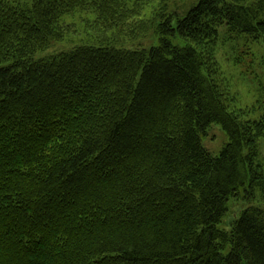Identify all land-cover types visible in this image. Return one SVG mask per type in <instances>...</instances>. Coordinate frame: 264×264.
<instances>
[{
    "label": "trees",
    "instance_id": "obj_1",
    "mask_svg": "<svg viewBox=\"0 0 264 264\" xmlns=\"http://www.w3.org/2000/svg\"><path fill=\"white\" fill-rule=\"evenodd\" d=\"M154 1L0 0V264H264V89L252 117L217 61L238 38L264 52V0L142 19ZM76 13L96 45L35 60Z\"/></svg>",
    "mask_w": 264,
    "mask_h": 264
},
{
    "label": "rangeland",
    "instance_id": "obj_2",
    "mask_svg": "<svg viewBox=\"0 0 264 264\" xmlns=\"http://www.w3.org/2000/svg\"><path fill=\"white\" fill-rule=\"evenodd\" d=\"M198 0H168L167 2L154 1L148 5L142 13V19H154L161 22L160 13L166 15L172 14L174 17L182 18L188 11L196 5ZM93 20L90 14L76 13L75 16H66L63 18L65 23H73L77 28V35L69 36L62 42L54 43L50 49L39 52L34 56L35 60L45 59L51 54L63 51H69L79 45H96L91 36L84 32V20ZM175 20V18H173ZM225 37V35H221ZM174 44H180L172 39ZM225 41L220 44L217 53V61L220 65L222 77L225 80V86L230 95L237 97V103L242 109L254 108L252 117L258 118L263 114V110L259 106V92L264 89V52L254 42L243 41L238 38L231 43ZM157 45V38L151 30L144 38H140L134 42H124L120 48L127 50L144 49L149 50ZM261 102H264L263 93H260ZM203 148L212 156H217L225 144L228 142L226 133L219 125L213 124L207 130L206 135L202 137ZM259 149L264 160V139L259 142ZM246 202L231 201L229 202V210L223 219V223L219 228L228 230L230 222L238 216L241 209L247 207Z\"/></svg>",
    "mask_w": 264,
    "mask_h": 264
}]
</instances>
